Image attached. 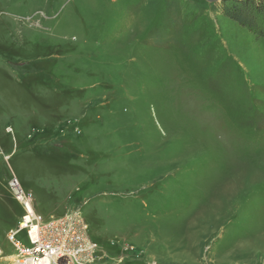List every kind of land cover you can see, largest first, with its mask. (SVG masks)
<instances>
[{"label":"rangeland","instance_id":"obj_1","mask_svg":"<svg viewBox=\"0 0 264 264\" xmlns=\"http://www.w3.org/2000/svg\"><path fill=\"white\" fill-rule=\"evenodd\" d=\"M250 1L0 0V264L11 180L43 218L79 209L96 264H264Z\"/></svg>","mask_w":264,"mask_h":264},{"label":"built area","instance_id":"obj_2","mask_svg":"<svg viewBox=\"0 0 264 264\" xmlns=\"http://www.w3.org/2000/svg\"><path fill=\"white\" fill-rule=\"evenodd\" d=\"M9 188L22 210L16 228L6 235L15 252L14 264H96L97 246L87 237L88 226L79 209L43 218L17 180H11ZM22 234L24 243L18 239Z\"/></svg>","mask_w":264,"mask_h":264},{"label":"trees","instance_id":"obj_3","mask_svg":"<svg viewBox=\"0 0 264 264\" xmlns=\"http://www.w3.org/2000/svg\"><path fill=\"white\" fill-rule=\"evenodd\" d=\"M248 4V6H249V8L251 7L254 11H255V13L256 14H260V16H263L264 17V0H260V2H257V3H254V2H252V1H250L249 3L247 2L246 4H245V6ZM236 11H237V9H236ZM227 16L229 17V18H232L233 20H235V21H237V22H239L240 24H242L243 26H246V27H248V28H250L251 26H250V24H248V23H244V21H243V19L241 18V17H238V16H233V14L232 13H228V11H227ZM236 14H238V12H236ZM241 15V14H240ZM236 17H238V18H236ZM244 23V24H243ZM250 26V27H249Z\"/></svg>","mask_w":264,"mask_h":264},{"label":"bare ground","instance_id":"obj_4","mask_svg":"<svg viewBox=\"0 0 264 264\" xmlns=\"http://www.w3.org/2000/svg\"><path fill=\"white\" fill-rule=\"evenodd\" d=\"M22 242H24V241H22ZM6 259L11 260V263L14 264L16 258H14L13 256H8Z\"/></svg>","mask_w":264,"mask_h":264},{"label":"water","instance_id":"obj_5","mask_svg":"<svg viewBox=\"0 0 264 264\" xmlns=\"http://www.w3.org/2000/svg\"><path fill=\"white\" fill-rule=\"evenodd\" d=\"M206 1H208V2H210V3H213V2H219V1H221V0H206Z\"/></svg>","mask_w":264,"mask_h":264}]
</instances>
